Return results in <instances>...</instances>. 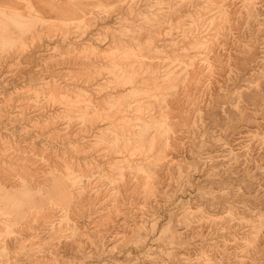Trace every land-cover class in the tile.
<instances>
[{
	"label": "rangeland",
	"instance_id": "374dc122",
	"mask_svg": "<svg viewBox=\"0 0 264 264\" xmlns=\"http://www.w3.org/2000/svg\"><path fill=\"white\" fill-rule=\"evenodd\" d=\"M0 264H264V0H0Z\"/></svg>",
	"mask_w": 264,
	"mask_h": 264
}]
</instances>
